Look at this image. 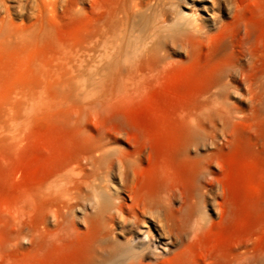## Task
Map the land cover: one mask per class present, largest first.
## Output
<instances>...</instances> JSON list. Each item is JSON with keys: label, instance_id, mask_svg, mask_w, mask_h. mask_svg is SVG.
Segmentation results:
<instances>
[{"label": "bare ground", "instance_id": "6f19581e", "mask_svg": "<svg viewBox=\"0 0 264 264\" xmlns=\"http://www.w3.org/2000/svg\"><path fill=\"white\" fill-rule=\"evenodd\" d=\"M264 0H0V264H264Z\"/></svg>", "mask_w": 264, "mask_h": 264}, {"label": "rangeland", "instance_id": "374dc122", "mask_svg": "<svg viewBox=\"0 0 264 264\" xmlns=\"http://www.w3.org/2000/svg\"><path fill=\"white\" fill-rule=\"evenodd\" d=\"M262 24H263V26H264V17L262 18Z\"/></svg>", "mask_w": 264, "mask_h": 264}]
</instances>
